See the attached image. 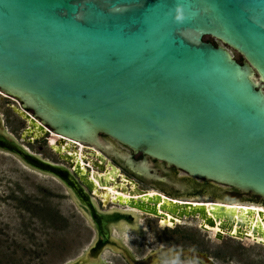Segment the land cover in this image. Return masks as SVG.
<instances>
[{"label":"water","instance_id":"obj_1","mask_svg":"<svg viewBox=\"0 0 264 264\" xmlns=\"http://www.w3.org/2000/svg\"><path fill=\"white\" fill-rule=\"evenodd\" d=\"M263 88L264 0H0V91L17 97L32 119L19 114L37 120L40 130L60 136L50 147L68 167L28 151L1 120L0 151L59 181L95 232L80 254L61 264H105V250L129 264L169 258L212 264L192 248H160L138 261L117 229L138 230L139 214L103 210L93 196V177L109 186L115 174L91 175L64 153L77 154L78 143L103 148L105 135L189 177L264 199ZM127 164L140 176L151 161ZM162 199L160 209L141 199L116 202L161 217H195L212 231L234 201L206 206ZM232 212L224 217L227 230ZM213 233L219 240L250 237Z\"/></svg>","mask_w":264,"mask_h":264},{"label":"rangeland","instance_id":"obj_2","mask_svg":"<svg viewBox=\"0 0 264 264\" xmlns=\"http://www.w3.org/2000/svg\"><path fill=\"white\" fill-rule=\"evenodd\" d=\"M212 41L221 44L212 38ZM38 139L33 152L56 161L57 157ZM175 186L189 190L193 200H206L203 188L232 198L228 187L195 181L177 172ZM199 184V185H197ZM111 205V204H110ZM110 205H107L108 208ZM143 222L142 236L125 233V243L138 257L154 247L192 248L206 252L212 264H264V245L249 239L224 236L202 230L195 217L183 218L175 232L156 233L155 219ZM95 236L94 229L55 178L24 166L15 156L0 151V264H61L85 249ZM105 264H129L118 252L105 250ZM156 264H203L193 259H163Z\"/></svg>","mask_w":264,"mask_h":264},{"label":"flooded vegetation","instance_id":"obj_3","mask_svg":"<svg viewBox=\"0 0 264 264\" xmlns=\"http://www.w3.org/2000/svg\"><path fill=\"white\" fill-rule=\"evenodd\" d=\"M264 90V88H263ZM21 109V110H20ZM20 112L25 113L26 115L30 116V119H32L31 111L27 108H25L22 105V102L14 96L8 95L2 91H0V120L3 124V127L5 130L11 134L21 145H23L28 151H30L33 154L39 155L40 157L47 159L53 163L62 164L68 167V163H66L64 160L60 159L59 154L56 153L50 145L55 143L54 140L55 136L54 134L48 132L47 134H40L38 136H34L36 131L34 129L36 126H38L37 120H29L28 118L24 117L23 115L19 114ZM31 129V130H30ZM40 130V129H39ZM38 139H43L47 142L46 146L51 150L52 153L55 154L57 157V160H51L49 158L41 156L38 152H33L30 149V146L34 144ZM102 139L105 143L103 148L100 149H93L89 144L86 143H78L77 145V154L74 150L69 149L65 150L64 154H73L74 162L81 161V165L85 167L86 170L89 172H94L95 174H104L105 170L113 172L115 176L112 177V181L109 183V186L116 188L119 192H122V186L125 187L126 192H122L125 195L127 194L129 198L140 200L145 202L146 204H149V206L157 207V209H160L158 206L157 201H144L142 198L145 195H136V190L141 192L148 193L150 189H155L159 193L170 197L171 199L178 200L180 202L182 201H194L192 196H189V190H186L184 187L177 189L176 187L173 189H168L169 186H175V174L177 172H181L173 167L167 166L164 162L159 160L150 159L147 155L141 153V152H135L131 150L130 148L124 146L123 144L115 141L114 139L107 137L105 135H102ZM58 140V138H57ZM59 147H60V143ZM56 145V143H55ZM69 147H71L69 145ZM93 149V150H92ZM64 150V148L62 149ZM95 150V151H94ZM96 152L100 154L103 157V160L101 161L98 157H93L90 153ZM80 159V160H79ZM142 160H150L151 164L149 168H146L142 173L143 175H138L136 172H133L129 165L127 164L129 161L131 163H139ZM90 162V163H89ZM95 164L96 167H93L92 165ZM97 165L102 167V170H99ZM114 166L115 168H113ZM185 175V174H184ZM186 177H189L185 175ZM157 178V179H156ZM190 179H193L195 181H201L205 183H210L207 181L197 180L195 178L189 177ZM115 185V186H114ZM118 185L120 188H118ZM199 185V184H197ZM101 189V188H99ZM228 191L233 195L232 198H224L222 197L220 192L210 191L207 188L202 189V194L206 193L208 202H214L218 199H226L233 201L232 203H247V204H255L264 207V199L259 198L247 193L243 192H236L229 187L227 188ZM205 190H208L210 192H207ZM130 192H133V196H129ZM92 194V193H91ZM147 195V194H146ZM97 201L98 206L103 209H111V208H120V209H128L133 210L137 212L140 216L139 218V229L137 231L130 230L127 226L122 227L123 229L117 232L119 233V236L123 239L125 243V233L130 232L135 235L142 236L143 232L145 231L143 222H149L147 219H155L157 223L156 233H163V232H175L177 228L174 226L179 225L176 222H172L171 218L173 219V216L170 215V224L168 225H162L161 220H164L169 214H166L165 217L156 216L152 213L144 212L137 210L135 208H131L128 206H122L119 205L117 202H112L111 199L107 200V203L105 206H103V199L98 195H93ZM111 204V205H110ZM107 205H110L108 208ZM161 213V211H160ZM175 217V216H174ZM177 217V216H176ZM178 218V217H177ZM161 219V220H160ZM183 220V218H182ZM162 225V226H161ZM173 225V226H172ZM227 236V235H225ZM126 244V243H125ZM127 245V244H126ZM184 248V247H182ZM130 249V248H129ZM159 247H154L146 256H143L142 258L135 255L133 252V255L138 261H147L150 256L158 251ZM173 249H180V248H173ZM131 250V249H130ZM132 251V250H131ZM208 255V254H207ZM209 256V255H208ZM210 257V256H209ZM211 258V257H210ZM163 261V260H162ZM159 262V263H162ZM198 261V260H197ZM212 261V258H211ZM201 262V261H199ZM202 263V262H201Z\"/></svg>","mask_w":264,"mask_h":264},{"label":"bare ground","instance_id":"obj_4","mask_svg":"<svg viewBox=\"0 0 264 264\" xmlns=\"http://www.w3.org/2000/svg\"><path fill=\"white\" fill-rule=\"evenodd\" d=\"M39 129L40 128L38 126H36V128L34 129V131H36L34 136H38L41 133L47 134L48 132H50V133L54 134V136H55L54 140L55 141L57 140V138H60L59 135H57L56 133L52 132L49 129H46L44 132L42 130H39ZM53 145H55V143H53ZM93 174H94V172L91 173V175H93ZM93 183L95 184L93 191L97 192L98 195L102 199H103V197H107L108 199H111L112 202H116V200L118 198V199H120L121 203H123V202L127 201V198H129L127 194L125 195L124 193L119 192V190L116 191L117 190L116 188H113L111 186H106L107 184H99L98 181L96 180V178H94V177H93ZM95 188H101V189H98L96 191ZM158 193L159 192L157 190L150 189L149 192L147 193V195L140 197V198H142L144 201L155 200V201H157L158 206L160 207V205L166 204V202H164L162 199V198H164L163 194L160 193L162 195V198L156 197V195ZM192 202H193V204L203 203L206 206H208V204H209L208 201H206V200H201V201H198V200L195 201L194 200ZM167 205L169 206L171 204L167 203ZM226 206H229V207H225L223 209V216H222L223 222L222 223L217 222L213 228H210V229H212V232H216V230H220L223 233H229V234H233V235H236L237 233L246 232L250 236L249 240L255 239L253 241H257V242L262 241L260 243L264 244V217H263V214L258 215V213H257L258 211L264 212V207L259 206V205H255V204H247V203H232L230 205L227 204ZM230 208H232V209H230ZM230 211H233L232 212V226H231L230 230H227V227H228L227 221L226 222L224 221V217H227L228 215H230V213H229ZM169 218H170V215H168L164 220L160 219L161 221H159V222H161V224L163 226L168 225V224L171 225ZM173 222H176L180 225H184L183 220L177 218L176 215H175V217H173ZM125 226H127L132 231H137V229H134L133 227H130L127 224H122V227H125ZM122 227H119L118 230L121 231L123 229Z\"/></svg>","mask_w":264,"mask_h":264},{"label":"trees","instance_id":"obj_5","mask_svg":"<svg viewBox=\"0 0 264 264\" xmlns=\"http://www.w3.org/2000/svg\"><path fill=\"white\" fill-rule=\"evenodd\" d=\"M207 40L213 42L214 44H217L216 42L212 41L211 39H207ZM233 55H234V57L237 59V61L242 62L243 58H242L241 56H239V55L236 54L235 52H233ZM229 189H231V190H233V191H236V192H239V191H238L237 189H235V188H231V187H229Z\"/></svg>","mask_w":264,"mask_h":264}]
</instances>
